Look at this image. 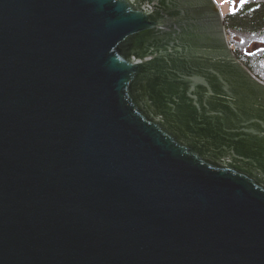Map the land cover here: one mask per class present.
<instances>
[{
    "label": "water",
    "instance_id": "1",
    "mask_svg": "<svg viewBox=\"0 0 264 264\" xmlns=\"http://www.w3.org/2000/svg\"><path fill=\"white\" fill-rule=\"evenodd\" d=\"M0 264H264V81L215 0H0Z\"/></svg>",
    "mask_w": 264,
    "mask_h": 264
},
{
    "label": "rangeland",
    "instance_id": "2",
    "mask_svg": "<svg viewBox=\"0 0 264 264\" xmlns=\"http://www.w3.org/2000/svg\"><path fill=\"white\" fill-rule=\"evenodd\" d=\"M219 5L222 15L224 16V20H226L227 16H232L238 12H243L241 7L245 6L243 9L245 10L247 6L252 5L253 2H259L258 0H244L241 3V0H215ZM263 1V0H261ZM242 5V6H241ZM245 23L248 22L247 19H244ZM227 38L229 40V44L235 51L237 52L238 57L246 66L252 71V73L257 76L259 79L264 81V59L261 60L259 58H255V54L264 45V36H259L255 33H244L240 34L237 31H233L232 34L228 35ZM249 35L251 37H249Z\"/></svg>",
    "mask_w": 264,
    "mask_h": 264
},
{
    "label": "trees",
    "instance_id": "3",
    "mask_svg": "<svg viewBox=\"0 0 264 264\" xmlns=\"http://www.w3.org/2000/svg\"><path fill=\"white\" fill-rule=\"evenodd\" d=\"M258 1L247 6L245 10L243 9L245 6L241 7L243 12L226 17L225 26L228 35H231L233 31H237L240 34L250 33L251 35L253 32H258V29H264V0ZM244 19H247L248 22L245 23ZM231 48L233 49V47ZM233 50L239 57L235 49Z\"/></svg>",
    "mask_w": 264,
    "mask_h": 264
},
{
    "label": "flooded vegetation",
    "instance_id": "4",
    "mask_svg": "<svg viewBox=\"0 0 264 264\" xmlns=\"http://www.w3.org/2000/svg\"><path fill=\"white\" fill-rule=\"evenodd\" d=\"M224 25H225V20H224ZM225 29H226V26H225ZM253 33L263 37L264 36V29H258V32H253ZM249 37H251V36H249ZM259 57L261 60L264 59V45H263V48L259 49L257 51V53L255 54V58H259Z\"/></svg>",
    "mask_w": 264,
    "mask_h": 264
},
{
    "label": "snow or ice",
    "instance_id": "5",
    "mask_svg": "<svg viewBox=\"0 0 264 264\" xmlns=\"http://www.w3.org/2000/svg\"><path fill=\"white\" fill-rule=\"evenodd\" d=\"M244 2V0H241V3H243Z\"/></svg>",
    "mask_w": 264,
    "mask_h": 264
}]
</instances>
